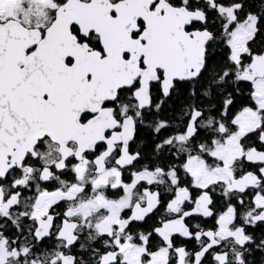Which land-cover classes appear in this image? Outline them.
<instances>
[{"label":"snow or ice","instance_id":"1","mask_svg":"<svg viewBox=\"0 0 264 264\" xmlns=\"http://www.w3.org/2000/svg\"><path fill=\"white\" fill-rule=\"evenodd\" d=\"M259 230L264 0H0V264H255Z\"/></svg>","mask_w":264,"mask_h":264},{"label":"flooded vegetation","instance_id":"2","mask_svg":"<svg viewBox=\"0 0 264 264\" xmlns=\"http://www.w3.org/2000/svg\"><path fill=\"white\" fill-rule=\"evenodd\" d=\"M177 96H178V94L175 93L174 94V98H176ZM169 102H171V100ZM238 108L239 107H237L235 110H232V111L235 112V111L238 110ZM222 205H223V201L218 202V205H217L218 209L222 210ZM207 223H208V226H211L212 225V220L209 218ZM257 235H264V230H259L257 232ZM180 240L183 243H186L191 250H197L198 249V245H196L195 241H185L183 238H180ZM250 259H252L254 262L257 261V262L260 263V261L262 259H264V253H261L259 250H257V252L252 257H250Z\"/></svg>","mask_w":264,"mask_h":264},{"label":"trees","instance_id":"3","mask_svg":"<svg viewBox=\"0 0 264 264\" xmlns=\"http://www.w3.org/2000/svg\"><path fill=\"white\" fill-rule=\"evenodd\" d=\"M222 59H223L222 56H220V55L217 56V60H222ZM177 94H178V96L176 98L171 100V102H168V106H167L166 111H165L166 117H170L172 115L171 109H172L173 105H175L176 107H180L186 102V97H187L186 87H181L180 89H178ZM237 107H239V105H237ZM236 108H233L232 110H235ZM167 134L168 133H165V135H167ZM257 263L260 264L259 262L255 261V264H257Z\"/></svg>","mask_w":264,"mask_h":264}]
</instances>
